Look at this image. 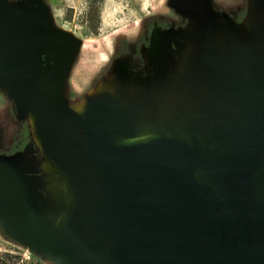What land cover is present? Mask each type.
Listing matches in <instances>:
<instances>
[{
  "label": "water",
  "instance_id": "95a60500",
  "mask_svg": "<svg viewBox=\"0 0 264 264\" xmlns=\"http://www.w3.org/2000/svg\"><path fill=\"white\" fill-rule=\"evenodd\" d=\"M204 34L199 72L233 105L216 108L232 149L208 181L195 176L196 155L182 136L117 141L116 100L90 99L82 114L73 110L59 81L75 41L40 5L0 0V84L19 116L34 117L43 150L75 193L55 236L32 175L0 159V216L23 240L77 264H264V72L240 80L234 67L209 58Z\"/></svg>",
  "mask_w": 264,
  "mask_h": 264
},
{
  "label": "rangeland",
  "instance_id": "374dc122",
  "mask_svg": "<svg viewBox=\"0 0 264 264\" xmlns=\"http://www.w3.org/2000/svg\"><path fill=\"white\" fill-rule=\"evenodd\" d=\"M40 2L53 27L77 45L59 81L66 103L82 114L90 99L116 100L120 120L112 135L117 141L141 133L149 135L131 138L127 143H145L154 139L151 135L182 136L196 155L195 176L208 181L211 166L220 165L232 149L230 132L219 129L216 108L233 105L221 98L209 78L199 72L201 38L207 32L210 59L226 62L234 67L231 71L236 77L250 81L255 70L264 72V0ZM4 91L0 84V105L11 98ZM230 111L224 113L226 118L231 117ZM23 125L25 141L31 138L37 160L18 169L32 175L39 205L47 208L44 224L58 236L74 210L72 182L43 150L31 114ZM218 138L220 142H216ZM260 145L264 158V131ZM37 247L23 240L0 216V254L9 251L15 264H24ZM38 262L77 264L57 253H44Z\"/></svg>",
  "mask_w": 264,
  "mask_h": 264
},
{
  "label": "crops",
  "instance_id": "0c3cea01",
  "mask_svg": "<svg viewBox=\"0 0 264 264\" xmlns=\"http://www.w3.org/2000/svg\"><path fill=\"white\" fill-rule=\"evenodd\" d=\"M4 1L10 6L22 9H26L30 3L41 5L40 0H20L16 3ZM24 119L25 117L18 115L13 99L9 98V101L0 105V159L9 160L17 167L30 166L37 160L33 145L29 142L31 138L25 141L27 135Z\"/></svg>",
  "mask_w": 264,
  "mask_h": 264
},
{
  "label": "trees",
  "instance_id": "16d2710c",
  "mask_svg": "<svg viewBox=\"0 0 264 264\" xmlns=\"http://www.w3.org/2000/svg\"><path fill=\"white\" fill-rule=\"evenodd\" d=\"M93 9H96L98 11L99 8L93 7ZM41 255L42 253L38 251L31 252L29 254V260L25 261L24 264H43V263L38 262ZM15 263L16 262H15L14 256L11 255L9 251H5L4 253L0 254V264H15Z\"/></svg>",
  "mask_w": 264,
  "mask_h": 264
}]
</instances>
